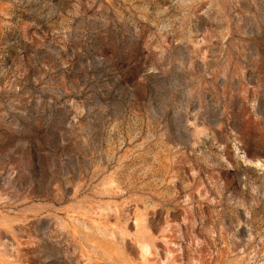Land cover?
<instances>
[{"label": "rangeland", "instance_id": "obj_1", "mask_svg": "<svg viewBox=\"0 0 264 264\" xmlns=\"http://www.w3.org/2000/svg\"><path fill=\"white\" fill-rule=\"evenodd\" d=\"M0 264H264V0H0Z\"/></svg>", "mask_w": 264, "mask_h": 264}]
</instances>
